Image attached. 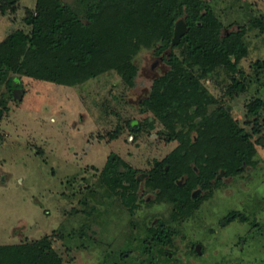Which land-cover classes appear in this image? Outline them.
<instances>
[{
	"label": "rangeland",
	"instance_id": "obj_1",
	"mask_svg": "<svg viewBox=\"0 0 264 264\" xmlns=\"http://www.w3.org/2000/svg\"><path fill=\"white\" fill-rule=\"evenodd\" d=\"M36 1L0 0V42L16 31L30 35L25 19L36 15ZM196 1L218 19L221 35L243 32L245 56L232 70L203 75L184 63L206 96L186 125L167 126L143 105L154 80L170 70L162 57L183 60V47L159 55L160 41L140 48L131 87L115 69L74 87L28 78L19 68L0 74V246L46 239L63 264H264V0ZM9 80L21 85V100ZM256 100L263 108L253 116L248 107ZM219 110L249 135L254 153L238 174L211 172L195 205L174 210L147 185L148 173L182 134L195 139L190 124L198 128ZM112 155L136 171V190L126 182L108 190L101 172ZM131 194L136 208L129 212L121 202ZM162 228L173 232L169 240Z\"/></svg>",
	"mask_w": 264,
	"mask_h": 264
},
{
	"label": "trees",
	"instance_id": "obj_2",
	"mask_svg": "<svg viewBox=\"0 0 264 264\" xmlns=\"http://www.w3.org/2000/svg\"><path fill=\"white\" fill-rule=\"evenodd\" d=\"M179 19L187 30L179 44L173 46L174 24ZM25 24L32 28L30 35L16 31L0 42V74L19 68L20 75L60 86L74 87L115 69L131 87L136 75L131 59L140 48L160 41L163 46L157 51L159 55L168 47H183V60L172 53L162 57L170 70L154 80L149 97L143 101L146 110L167 126L175 120L182 125L192 121L197 113L193 106L200 105L206 97L199 80L184 68V63L189 60L194 70L203 75L215 67L232 70L245 56L243 32L221 35L218 19L196 0H74L72 4L37 0L36 15L29 14ZM21 57L23 61L19 63ZM8 84L11 93L22 89L12 80ZM235 87L243 89L238 84ZM248 108L249 114L256 116L263 103L256 100ZM190 129H197L195 139L191 142L188 135L182 134L184 141L155 164L146 180L149 187L159 191L162 200L179 211L195 205L191 196L194 189L210 187L211 172L221 169L227 176L238 174L254 153L249 135L224 110L198 128L190 124ZM173 138L177 135L170 139ZM260 145L264 149V142ZM101 175L111 193L124 182L132 190L139 185L136 171L117 155L107 158ZM184 175L185 180L180 182ZM121 204L133 211L135 195ZM172 233L162 228L160 234L169 240ZM0 264L63 262L45 239L32 245L0 246Z\"/></svg>",
	"mask_w": 264,
	"mask_h": 264
},
{
	"label": "water",
	"instance_id": "obj_3",
	"mask_svg": "<svg viewBox=\"0 0 264 264\" xmlns=\"http://www.w3.org/2000/svg\"><path fill=\"white\" fill-rule=\"evenodd\" d=\"M186 30H187L186 24L184 23L182 19H179L178 21H176L174 24V31H173V36L171 39V45L173 46L178 45L182 36L186 33ZM23 94H24L23 89H14L12 91L13 98L17 100H21L23 97ZM199 192L200 191L197 190L193 193L192 195L193 200L196 199V196L199 194Z\"/></svg>",
	"mask_w": 264,
	"mask_h": 264
}]
</instances>
